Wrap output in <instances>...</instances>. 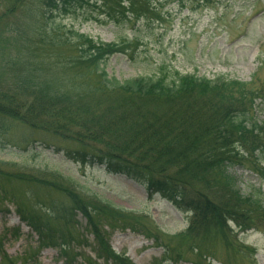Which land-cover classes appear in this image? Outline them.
<instances>
[{
    "label": "trees",
    "instance_id": "1",
    "mask_svg": "<svg viewBox=\"0 0 264 264\" xmlns=\"http://www.w3.org/2000/svg\"><path fill=\"white\" fill-rule=\"evenodd\" d=\"M88 15L85 21L97 25L119 26L148 16L160 20L148 0H0V54L15 66L20 63L14 52L16 57L22 51L27 55L18 83L6 84L0 77V136H7L8 124L19 123L60 140L63 146L53 147L69 161L102 167L146 186L151 196L159 195L192 216L186 233L177 237L196 258L194 264H203L213 259L209 254L214 242L232 247L230 223L247 232L259 229L264 220V194L243 196L228 173L230 167L248 163L264 183V122L253 118L264 89L223 78L169 75L164 68L157 75L125 82L110 79L102 65L117 54L132 57L137 42L106 44L76 32L65 38L49 26L56 17ZM64 46L76 55L38 61L41 50ZM260 65L264 69V59ZM42 146L51 147L45 142ZM2 179L11 185L16 214L38 237V253L60 250L64 264H74L69 250L78 237L84 240L78 222L82 217L93 238L96 261L133 264L112 249L105 231L124 220L121 210L84 198L62 177L1 171L0 204L8 196ZM51 194L67 202L53 200ZM9 235L10 231L0 234L3 261L9 260L4 252ZM11 236L20 240L21 228ZM149 238L163 246L158 237ZM163 249L183 260L181 252ZM247 250L254 256V250ZM27 261L38 264L39 255Z\"/></svg>",
    "mask_w": 264,
    "mask_h": 264
},
{
    "label": "rangeland",
    "instance_id": "2",
    "mask_svg": "<svg viewBox=\"0 0 264 264\" xmlns=\"http://www.w3.org/2000/svg\"><path fill=\"white\" fill-rule=\"evenodd\" d=\"M148 1L160 20L148 16L119 26L97 25L85 21L88 15L56 17L49 21V26L65 38L70 32H76L106 44L137 42L138 47L130 52L132 57L117 54L101 67L110 79L119 82L154 76L164 68L169 75L177 72L213 81L223 78L255 83L257 88L264 89V69L260 65L264 59V0H208L204 5L201 0ZM19 48L22 49L20 45ZM75 55L73 48L64 46L55 51L41 50L38 61L69 60ZM13 57L20 64L10 65L6 55L0 54V77L6 84H16L22 78L20 66L27 55L22 51L16 57L14 52ZM253 118L264 122V100L258 101ZM8 127L7 136H0L2 173H27L48 179L62 177L84 198L121 210L125 213L124 220L118 219L113 228L106 226L105 231L112 249L126 255L133 264H193L196 261L177 237L186 233L190 214L179 212L159 195L151 197L146 186L126 176L109 174L102 167H83L57 155L53 146H63L58 139L19 123L8 124ZM41 142L51 147L46 148ZM228 173L237 180V188L243 196L255 195L259 191L264 194V183L251 171L248 163L230 167ZM2 185L8 196L0 204V234L10 231V235L4 247L9 260L3 261L0 256V264H25L33 254L39 255L38 264H64L66 259L60 250L47 249L38 253V237L21 223L16 214V199H13L9 181L2 179ZM38 193L44 196V193ZM50 196L53 200L67 202L62 195ZM78 222L84 240L76 235L79 240L69 250L74 256V264H103L104 261H96L93 238L85 231L86 222L82 217ZM18 227L22 230V237L14 240L11 234ZM230 232L232 247L224 245L221 240L214 242L209 255L216 261L208 259L203 264H264V220L259 229L247 232H240L230 223ZM150 234L158 237L163 247L181 252L183 260L178 261L181 255L176 252L172 256L166 255L149 238ZM233 248L239 250L235 252ZM247 248L255 251L254 256ZM166 257L172 258L171 262H165Z\"/></svg>",
    "mask_w": 264,
    "mask_h": 264
}]
</instances>
